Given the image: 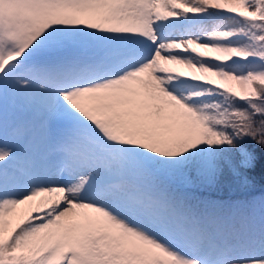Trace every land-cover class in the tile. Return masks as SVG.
<instances>
[{"label":"snow or ice","instance_id":"snow-or-ice-1","mask_svg":"<svg viewBox=\"0 0 264 264\" xmlns=\"http://www.w3.org/2000/svg\"><path fill=\"white\" fill-rule=\"evenodd\" d=\"M258 159L264 0H0V264H264Z\"/></svg>","mask_w":264,"mask_h":264},{"label":"trees","instance_id":"trees-1","mask_svg":"<svg viewBox=\"0 0 264 264\" xmlns=\"http://www.w3.org/2000/svg\"><path fill=\"white\" fill-rule=\"evenodd\" d=\"M255 154L257 158L260 157L261 150L258 147L255 149ZM244 175L247 177V183H242L240 188L235 190L234 188L229 187L227 184L231 177L228 175L227 178H225V174L220 182L219 188H214L212 193L218 197L234 200L251 199L253 197L259 199L260 197L264 196V174H262L259 159L255 168L245 172ZM201 192H203L205 195L210 194L205 189H202V191L199 192L196 191V194L199 195Z\"/></svg>","mask_w":264,"mask_h":264},{"label":"rangeland","instance_id":"rangeland-1","mask_svg":"<svg viewBox=\"0 0 264 264\" xmlns=\"http://www.w3.org/2000/svg\"><path fill=\"white\" fill-rule=\"evenodd\" d=\"M228 175L231 177V178L229 179V181L227 182V184L229 185V187H232V188H234L235 190H236V189H239L240 186H241V184H242L241 180H239V179H237V178L231 176V174H228V173H226L225 178H227ZM238 185H239V186H238ZM241 193H242V191H241Z\"/></svg>","mask_w":264,"mask_h":264}]
</instances>
